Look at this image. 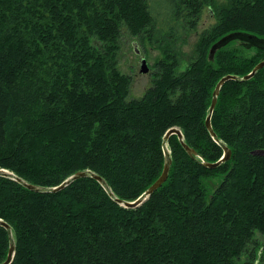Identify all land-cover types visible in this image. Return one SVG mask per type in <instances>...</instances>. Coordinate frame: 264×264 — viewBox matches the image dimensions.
I'll return each instance as SVG.
<instances>
[{"label": "trees", "instance_id": "obj_1", "mask_svg": "<svg viewBox=\"0 0 264 264\" xmlns=\"http://www.w3.org/2000/svg\"><path fill=\"white\" fill-rule=\"evenodd\" d=\"M165 1L184 33L204 8L214 17L181 72L175 24L159 34L147 0H0V169L39 188L89 171L133 202L162 173L169 129L198 156L169 136L168 177L135 209L90 177L46 193L0 176L11 264H264V68L220 88L211 127L231 157L202 165L223 154L204 124L216 85L264 60L238 39L210 49L235 33L264 40V0ZM125 32L160 53L138 98L118 68ZM8 249L0 226V264Z\"/></svg>", "mask_w": 264, "mask_h": 264}, {"label": "water", "instance_id": "obj_2", "mask_svg": "<svg viewBox=\"0 0 264 264\" xmlns=\"http://www.w3.org/2000/svg\"><path fill=\"white\" fill-rule=\"evenodd\" d=\"M234 39H238L241 42L244 43L245 48L249 49V48H257L260 50H264V40L263 39H259L255 36H251V35H246V34H240V33H235V34H230L224 38H222L221 40H219L218 42H216L210 49V55L209 58H211V55L214 51H216L217 49H220L221 47L225 46L229 41L234 40ZM140 72L141 73H146L148 72V68L146 66V62L144 59H141V66H140ZM264 68V60L261 61L260 63H258L253 70L247 74L246 76L239 78L236 76H232V75H227L225 77H223L218 84L216 85L213 94H212V101L208 110V115L205 119V128L207 130V132L209 133V135L211 136L212 140L215 141L217 144L220 145V147L222 148L223 154L221 156V158L216 161L215 163H204L202 162V165L210 170H214L216 168H218L220 165H222L223 163L227 162L230 157H231V151L230 149H228L224 144H222L217 138L215 133L212 130L211 127V115L213 113V110L215 108L216 105V98L219 94V90L222 87V85L228 81H234V82H244V81H248L251 78H253L255 76V74L260 70ZM171 135H175L179 141V143L181 144L182 148L184 149V151L190 156V158L192 159H196L198 158L196 152L194 150H192L191 148H189L183 141V135L181 133V131L178 128H171L169 129L163 139L162 142V147H163V151H164V155H165V161H164V166H163V170L161 175L159 176V178L139 197L137 198L135 201L133 202H126V201H121L117 198H115L113 196V194L110 192L108 186L106 185V183L104 182V180L100 177L95 175L94 173H91L89 171H83V172H78L75 175L71 176L70 178H68L66 181H64L62 184H60L57 187H53V188H39L33 185H28L25 182H23L21 179L17 178L16 176H14L12 173L0 169V176L1 177H5V178H10L15 180L16 182L20 183L21 185L25 186L27 189L34 191V192H46V193H56L60 190H62L64 187H66L67 185H69L71 182L79 179V178H85V177H90L92 179H94L96 182H98L103 189L108 193V195L110 196V198L118 205H120L121 207L125 208V209H135L139 206H141L158 188L161 187V185L166 181L167 177H168V173H169V166L171 164V160H170V156H169V152L167 150L166 147V142L169 138V136ZM255 154L258 155H264V150L263 151H257L254 152ZM0 226H2L8 233L9 235V249H8V253L6 256L5 261L2 264H11L13 257H14V253H15V247H14V241L12 239L11 236V228L8 224H6L5 222H3L2 220H0Z\"/></svg>", "mask_w": 264, "mask_h": 264}, {"label": "rangeland", "instance_id": "obj_3", "mask_svg": "<svg viewBox=\"0 0 264 264\" xmlns=\"http://www.w3.org/2000/svg\"><path fill=\"white\" fill-rule=\"evenodd\" d=\"M150 12L154 18L155 26L159 34L167 31L169 26L175 24L171 16V6L165 0H147ZM221 2V0H218ZM184 21L179 18L176 21L173 31V39L175 51L178 56L177 71H183L187 66V58L190 56L198 35L209 26L214 24V17L210 10L206 7L202 10L201 17L194 30L184 33L181 26ZM156 44L146 42L142 46L135 38L128 33H123L119 40V52L117 55L118 68L120 71L131 77L130 98H138L150 86L151 74L153 72L152 65L160 57V53L155 49ZM141 59H144L148 72L141 73ZM214 182V180H213Z\"/></svg>", "mask_w": 264, "mask_h": 264}, {"label": "bare ground", "instance_id": "obj_4", "mask_svg": "<svg viewBox=\"0 0 264 264\" xmlns=\"http://www.w3.org/2000/svg\"><path fill=\"white\" fill-rule=\"evenodd\" d=\"M248 50V49H247ZM231 82V81H230ZM221 91V90H220ZM207 131V130H206ZM208 133V132H207ZM211 138V137H210ZM212 140V139H211ZM179 142V141H178ZM222 150V149H221ZM228 162V161H227Z\"/></svg>", "mask_w": 264, "mask_h": 264}]
</instances>
